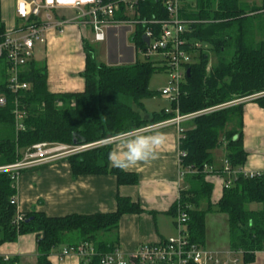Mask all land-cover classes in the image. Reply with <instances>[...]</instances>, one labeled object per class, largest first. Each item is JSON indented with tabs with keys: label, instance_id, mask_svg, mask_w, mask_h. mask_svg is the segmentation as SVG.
<instances>
[{
	"label": "trees",
	"instance_id": "obj_1",
	"mask_svg": "<svg viewBox=\"0 0 264 264\" xmlns=\"http://www.w3.org/2000/svg\"><path fill=\"white\" fill-rule=\"evenodd\" d=\"M181 17L190 22L184 35L186 49L200 43L195 62L186 67L188 77L181 83L177 101L171 102V112L165 110L145 117L144 100L160 93L149 89L153 74L164 71L154 60L140 58L146 43L143 33L148 27L135 25L130 41L137 52L132 64L108 66L95 60L88 43L84 42V91L73 94H53L48 91L46 67L29 62L20 76L28 87L18 93L6 89L4 60H0V92L7 103L0 108V167L21 160L27 150L39 143L76 145L92 144L119 136L147 125L159 124L175 116L216 108L185 122L179 141V166L183 188L170 213L179 206L187 213L186 232L191 244L203 248L205 218L219 213L227 217L228 245L232 252H241L242 264H249L254 253L264 250V178L235 176L222 195L213 203V185L208 176L222 177L223 163L231 170L242 168L247 154L243 148V105L231 104L249 97L264 109V0H193L182 7ZM124 8L115 19L127 20ZM133 19L163 20L166 12L161 0L138 3ZM0 13V40L4 36ZM211 54L215 62L210 65ZM1 76V75H0ZM23 113L20 121L13 111L14 102ZM17 123L22 129L17 128ZM83 141V143H81ZM75 146V145H74ZM222 149L223 163L214 168V152ZM110 145L69 156L72 176L111 174L120 185H137L138 177L121 169L109 168ZM213 170V171H210ZM14 182L8 173H0V246L25 234H36L37 263L51 264V252L60 245L66 247L87 243L95 255L88 264H100V256L117 248L119 220L127 214H139L141 208L128 198L116 196V210L107 214L70 215L60 218L42 213H23V221L15 223ZM131 264H138L130 258ZM0 264H18L16 259L0 257ZM193 264V263H188Z\"/></svg>",
	"mask_w": 264,
	"mask_h": 264
},
{
	"label": "crops",
	"instance_id": "obj_2",
	"mask_svg": "<svg viewBox=\"0 0 264 264\" xmlns=\"http://www.w3.org/2000/svg\"><path fill=\"white\" fill-rule=\"evenodd\" d=\"M54 1L57 5L53 11L55 19L70 23L66 24L60 33L52 29L46 33L45 44L36 47L39 49L42 63H38L36 49L34 61L46 67V83L50 93H80L85 87L82 77L85 70L83 43L93 44V40L89 28L75 23L77 12L72 5L75 2L88 4L91 0ZM0 13L4 25L10 28L15 22L14 0H0ZM133 30L132 27L125 26L108 29L106 40L102 42L107 46L106 65L119 66L135 62L137 52L130 41ZM252 100L243 105L242 138L247 154L243 168L248 171H264V109ZM154 125L156 124L140 129ZM152 131H160L167 137L156 159L140 163L133 168L122 169L114 166L108 156L109 168L136 175L137 185L119 186L116 177L111 174L82 175L74 178L67 159H58L21 171L15 184L16 214L35 212L52 218L107 214L116 210V196H120L130 199L142 210L139 214L124 215L119 220L117 248L126 256L132 255L141 244H159L176 237V214L172 215L170 211L183 188V175L179 166L181 134L174 126L145 132ZM115 137H119L116 141L123 138L122 135ZM116 141L108 144L110 152L116 148ZM222 160L223 152L218 156V160H215L214 168L221 166ZM206 180L213 185L211 200L216 203L222 195L227 178L214 175L208 176ZM209 216L215 218L213 224L219 222L223 226L221 234H224V238L221 242L218 235L211 239L207 237ZM65 248L66 245L63 244L51 252L48 257L51 264H88L85 258L74 254L62 256ZM203 248L221 260L231 258L227 217L224 214L206 215ZM0 257L16 259L18 264H38L36 234L21 235L13 242L2 244ZM238 257L242 264L240 255ZM249 264H264V250L255 252L254 259Z\"/></svg>",
	"mask_w": 264,
	"mask_h": 264
},
{
	"label": "built area",
	"instance_id": "obj_3",
	"mask_svg": "<svg viewBox=\"0 0 264 264\" xmlns=\"http://www.w3.org/2000/svg\"><path fill=\"white\" fill-rule=\"evenodd\" d=\"M142 1L144 0H91L88 4L75 2L72 5V8L77 12L75 23L89 28L92 40L95 43L104 42L107 37V31L111 28L125 26L134 29L135 25L138 24L157 26L158 31L156 33L151 27H147L144 30L143 37L148 40V43H146L144 50L139 51V56L145 60L157 61L164 67L165 72L169 75V83L168 87L161 90L160 95L169 99L170 102L177 101L180 95L181 83L186 74V67L195 62L198 54L194 49L201 47L200 43H195L192 47L190 46L186 49V40L184 39L190 22L181 17L182 7L193 0H161V5L166 12V18L149 22L132 18L135 15L138 3ZM56 7L54 0H14L15 22L10 28L4 25V36L0 40V60H4L6 67V89L11 93L15 94L27 89L28 85L20 80V76L23 73V68L34 60L36 47L45 44L46 33L51 29L60 33L65 25L70 23L69 21L55 19L53 11ZM122 7L126 15L130 17L127 20L115 19L116 13ZM254 98L249 97L235 101L228 104V106L248 102ZM6 103V96L0 92V108H4ZM14 105L13 114L16 120L20 121L23 113L17 108V101L14 102ZM216 108L187 115H180L176 108L173 118L148 127L144 131L174 126L177 132L182 134L183 123ZM165 112L169 113L171 111L165 110ZM17 128L22 129V125L17 123ZM118 138L111 137L94 144L75 146L39 143L27 150L23 158L18 162L0 167V173H8L14 182L15 188L19 174L27 168L58 159H65L85 152L94 146L113 143ZM180 156H184V154L180 152ZM210 171L213 170L210 169ZM221 174L222 177L227 178L224 181V188H227L231 180L237 175H242L244 178L249 179L264 178V171H248L243 167L231 170L226 162L223 163ZM11 204L16 205L15 197L11 199ZM14 221L16 224L23 221L20 213L16 214ZM187 221V213L178 204L175 216V226L178 232L176 237L169 238L159 244H141L129 256H126L119 248H116L111 253L101 255L100 264H131L130 258L137 259L138 264H240L238 256H241V252H232L231 258L221 260L204 248L191 244L186 232ZM70 254L85 258L88 261L89 257L95 255V251L89 244L80 243L76 246L66 247L62 251V256Z\"/></svg>",
	"mask_w": 264,
	"mask_h": 264
},
{
	"label": "clouds",
	"instance_id": "obj_4",
	"mask_svg": "<svg viewBox=\"0 0 264 264\" xmlns=\"http://www.w3.org/2000/svg\"><path fill=\"white\" fill-rule=\"evenodd\" d=\"M121 135L123 138L116 141V148L109 153V160L122 169L133 168L156 159L159 149L167 141L166 135L160 131L145 132L143 129H134Z\"/></svg>",
	"mask_w": 264,
	"mask_h": 264
},
{
	"label": "rangeland",
	"instance_id": "obj_5",
	"mask_svg": "<svg viewBox=\"0 0 264 264\" xmlns=\"http://www.w3.org/2000/svg\"><path fill=\"white\" fill-rule=\"evenodd\" d=\"M246 1L249 3L252 2V0H246ZM254 2L259 4L260 0H254ZM126 42H127V39H126ZM92 43L93 44H89V46H90V48L94 54L95 60L99 63H105L106 64L107 63V61H106L107 60L106 43H95L93 41H92ZM37 55H38V58H37L38 63L41 64L42 61H40V60L42 58H41V55L39 53V49L36 51V56ZM215 60H216L215 56L211 54L209 67L214 64ZM0 75H1L0 76V79H1L3 77L2 72ZM168 83H169L168 73L164 72V71H160V72L153 74V76L151 77V79L149 81V89L151 91L160 93L161 90L168 87ZM143 104H144V110H143L142 114L145 117L146 116L150 117L151 114L156 113V112L158 113L161 110H171L170 100L161 96L160 94L156 95L152 98L144 100ZM92 144H94V143H92ZM99 147H100V145L94 146V147L90 148L89 150H94V149L99 148ZM221 155H222V149L216 150L214 152V159L218 160V156H221ZM208 222H209L208 223L209 226H207V229H206L207 237H209L211 239L212 237L216 238V236L218 235L221 238L220 239V242H221L224 238V234H221L223 232V226L219 222L215 223L216 225L213 224L215 222V218L212 216H209Z\"/></svg>",
	"mask_w": 264,
	"mask_h": 264
},
{
	"label": "water",
	"instance_id": "obj_6",
	"mask_svg": "<svg viewBox=\"0 0 264 264\" xmlns=\"http://www.w3.org/2000/svg\"><path fill=\"white\" fill-rule=\"evenodd\" d=\"M145 43H148L147 39H144ZM188 70L186 71V77H188ZM81 143H83V141H81ZM74 145H76V141L74 140Z\"/></svg>",
	"mask_w": 264,
	"mask_h": 264
}]
</instances>
